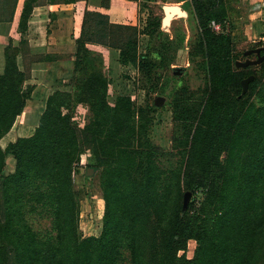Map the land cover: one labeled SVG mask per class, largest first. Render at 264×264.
<instances>
[{
    "label": "trees",
    "instance_id": "16d2710c",
    "mask_svg": "<svg viewBox=\"0 0 264 264\" xmlns=\"http://www.w3.org/2000/svg\"><path fill=\"white\" fill-rule=\"evenodd\" d=\"M36 1L23 2L21 35ZM179 1L192 21L186 46L185 30L176 27L169 36L162 16L150 10L141 27L113 25L85 10L68 90L49 93L31 135L7 144L33 86L17 65V48L5 47L0 264H264V62L235 66L227 0ZM157 38L164 41L152 45ZM87 44L118 51V63L135 71L132 85L144 91L142 103L128 94L109 100L103 58ZM184 46L202 74L196 89L175 85L172 73L161 75ZM257 46L264 47V39L249 47ZM248 75L254 78L241 95ZM155 93L168 98V149L152 139L160 110L149 100ZM78 106L86 109L82 126L74 117ZM84 153V175L93 169L102 200L98 235L83 236L79 228L81 193L73 177ZM7 156L14 169L5 174ZM33 219L44 220V227L34 228ZM190 240L195 247L188 257Z\"/></svg>",
    "mask_w": 264,
    "mask_h": 264
},
{
    "label": "crops",
    "instance_id": "0c3cea01",
    "mask_svg": "<svg viewBox=\"0 0 264 264\" xmlns=\"http://www.w3.org/2000/svg\"><path fill=\"white\" fill-rule=\"evenodd\" d=\"M141 1L149 3L155 0H37L27 19L26 32L21 35L18 21L24 0H16L15 3L14 0H0V72L4 65V50L10 42L18 50L19 69L24 71L27 83L33 86L22 112L6 133L10 135L6 144L17 137L31 135L49 93L68 90L75 41L81 32L85 10L106 16L113 25L141 27L145 20L143 8L139 7ZM104 4H108L107 7ZM226 7L235 43L246 45L264 39V0H227ZM86 46L101 54L108 69L114 68L115 64L130 67L118 63V51L115 49L97 44ZM13 169L14 160L7 156L4 173L8 174Z\"/></svg>",
    "mask_w": 264,
    "mask_h": 264
},
{
    "label": "rangeland",
    "instance_id": "374dc122",
    "mask_svg": "<svg viewBox=\"0 0 264 264\" xmlns=\"http://www.w3.org/2000/svg\"><path fill=\"white\" fill-rule=\"evenodd\" d=\"M165 4H175L181 6L188 14V10L185 7L186 5L183 4V1L177 2V0H155L154 2H149V7L142 9V16L146 18L147 13L152 11V13L162 16L161 6ZM186 8V9H185ZM189 15V14H188ZM186 17L183 18H175L171 21L170 25L167 26L163 31L167 33L169 36L172 37L171 30L175 29L176 27H180L185 30V39L184 45L186 46V42L188 38L191 36V25L192 21ZM190 26V28H188ZM145 39L146 37H142L141 39V50L144 51L145 49ZM164 41L160 38L153 39L152 45H158ZM183 47L177 51L176 55L174 56L173 67H184V70L181 74L177 77V81L175 85H187L190 89H196L202 86V74L197 72L193 65L188 62L187 60V47ZM250 44L240 45L236 43V51L238 52V60H244L245 57L242 56V52L244 50L249 49ZM248 58H254V55L248 56ZM112 66V64H111ZM106 68L107 76L109 78L108 83V94L109 100L112 99L117 94H128L134 101L138 104L142 103L145 99V93L141 89H135L132 85V81L135 79V71L131 67H120L118 64H115L114 68ZM171 73V70H165L161 72L162 77L167 76ZM156 96H161L164 98V101L159 106L160 110L155 117V121L152 127V139L158 145L162 146L165 149L169 148V134L171 130V114L170 111L167 110L168 98L162 94H153L149 100H154ZM86 115V109L84 107L78 106L75 112V120L80 124L84 123ZM5 140L2 142V145H5ZM85 154L80 160V171L78 174L74 175V187L75 189L79 190L81 193L80 199V215H79V228L81 234L83 236L88 235H98L100 232L101 227V214H102V200L100 198V190L97 186L96 176H85L84 175V164H85ZM32 225L34 228H42L44 227L45 221L44 220H31ZM195 247V242L190 240L187 243V247L185 250V255L190 257L192 255L193 249ZM124 264V263H123Z\"/></svg>",
    "mask_w": 264,
    "mask_h": 264
},
{
    "label": "water",
    "instance_id": "95a60500",
    "mask_svg": "<svg viewBox=\"0 0 264 264\" xmlns=\"http://www.w3.org/2000/svg\"><path fill=\"white\" fill-rule=\"evenodd\" d=\"M162 11V18H161V27L162 29H165L167 26L170 25L171 21L175 18H183L187 17V12L178 5L175 4H165L161 6ZM243 56L245 57L244 60H236L235 66L239 68H244L247 66H253L257 65L261 62H264V47L257 46L254 48H249L247 50L243 51ZM254 55V58H248V56ZM184 70V67H173L171 69V73L174 76H179L181 72ZM253 75H248L247 77L243 78L240 81L241 84V95L245 94L248 88L249 82L253 80ZM164 101V98L161 96H156L153 100V104L156 107H159L162 102ZM88 176L92 175L93 169L87 168L86 171ZM190 198V193L188 191L184 192L183 194V200H182V209L184 210L187 207L188 201Z\"/></svg>",
    "mask_w": 264,
    "mask_h": 264
},
{
    "label": "built area",
    "instance_id": "2783aa9c",
    "mask_svg": "<svg viewBox=\"0 0 264 264\" xmlns=\"http://www.w3.org/2000/svg\"><path fill=\"white\" fill-rule=\"evenodd\" d=\"M212 27H213L214 30H216V31L220 30V27H219L218 24H214V23H212Z\"/></svg>",
    "mask_w": 264,
    "mask_h": 264
}]
</instances>
